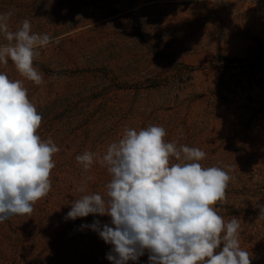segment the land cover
Returning a JSON list of instances; mask_svg holds the SVG:
<instances>
[{
	"label": "rangeland",
	"instance_id": "374dc122",
	"mask_svg": "<svg viewBox=\"0 0 264 264\" xmlns=\"http://www.w3.org/2000/svg\"><path fill=\"white\" fill-rule=\"evenodd\" d=\"M45 1L53 39L33 62L45 82L22 77L10 59L0 71L23 81L43 117L37 134L60 150L48 195L30 216L0 223V264H112L107 254L113 246L81 228L94 220L111 226L109 216L65 219L84 194L107 199L111 180L98 158L83 171L76 157L85 151L102 156L126 127L150 125L165 128V142L204 151L202 166L233 177L215 210L226 222L240 219L241 248L250 252L251 264H264V218L255 207L264 203V0ZM78 10L91 18L65 32L64 17ZM32 15L45 16L36 8ZM78 39L116 52L95 70L79 73L87 64L82 58L94 51L73 52ZM148 44L161 49L159 58ZM71 57L82 63H69ZM236 59L242 62L230 63ZM88 114L92 125L80 127ZM148 257L145 250L127 264H149Z\"/></svg>",
	"mask_w": 264,
	"mask_h": 264
},
{
	"label": "clouds",
	"instance_id": "9594fccd",
	"mask_svg": "<svg viewBox=\"0 0 264 264\" xmlns=\"http://www.w3.org/2000/svg\"><path fill=\"white\" fill-rule=\"evenodd\" d=\"M11 15L0 14V34L8 41L0 44V64L7 66L10 59L22 77L41 85L43 75L33 62L53 38L33 33L28 19L10 31ZM42 119L23 81L0 71V223L30 216L34 204L51 190L53 156L60 149L37 134ZM166 135L158 125L138 131L126 127L102 156L90 151L77 155L83 171L98 158L111 180L107 199L84 194L72 202L65 219L109 216L111 226L94 220L81 228H90L113 246L107 254L112 264L138 261L145 250L149 264H251L250 252L240 246V219L226 222L214 207L225 201L233 177L220 167L202 166L204 151L165 142ZM78 190L85 192L83 186ZM255 207L264 218V203Z\"/></svg>",
	"mask_w": 264,
	"mask_h": 264
},
{
	"label": "trees",
	"instance_id": "16d2710c",
	"mask_svg": "<svg viewBox=\"0 0 264 264\" xmlns=\"http://www.w3.org/2000/svg\"><path fill=\"white\" fill-rule=\"evenodd\" d=\"M69 5L71 6L72 4L70 3ZM87 6L89 5L81 4L80 9H84V8L88 9ZM34 8H36V10H40L41 13H43V15L45 16H41L38 18L33 17L32 14L34 12ZM79 10L73 13H68L64 17L63 22L69 25L67 26V30H65V32L69 33V32L74 31L81 24L86 23L87 20L91 18L92 15L89 14L88 10H84V11H79ZM48 11H50V8H48V3H46L45 0H39V1L37 0H0V14L7 13V12L12 13L9 19V24L11 25L9 26V30L13 32L19 30V28L22 26V22L24 19H28L31 23V31L33 33L48 34L51 37L54 31L50 27V25L52 24L50 23L48 24L47 19H46ZM53 13H54V9H53ZM111 13L112 12L107 11L105 15H109ZM48 21H50V19H48ZM56 33H58V31ZM82 41H84V39H78L77 41L73 42V45H72L73 52H75L76 49L84 50L83 54H85L87 51H94V52H90L91 54L85 55V59L82 58V60H84L87 63L83 65L86 67H81V68L78 67L76 69L78 70L79 73H82V74H86L87 73L86 70H95L96 68H98V66L101 65V63L106 62L105 59L108 55H111L116 52L114 48H112L111 51L106 50L105 48L107 47L106 45H100V48L97 46L92 47V45H89V44H94V43H91L89 41H86V42H82ZM6 43H8V41L4 39L3 34H0V44H6ZM92 48L94 50H92ZM99 49H102V50L98 52ZM148 49L150 50V52H154L153 54H155L156 57L159 58V56H161L162 51L160 48L153 46L151 44H148ZM73 52H70V53H73ZM96 52H98V54H96ZM71 58L72 59L68 61L69 63H77V64L82 63L80 58L78 59H74L73 57ZM232 60L230 63L242 62L241 60H237V59L236 61H232ZM84 68H87V69L84 70ZM92 120H93V116L89 114L85 115L84 118L82 119V123L80 122V127L89 128L92 125Z\"/></svg>",
	"mask_w": 264,
	"mask_h": 264
}]
</instances>
